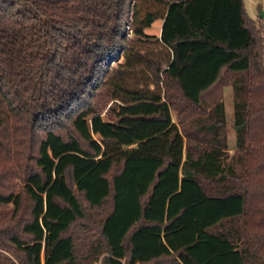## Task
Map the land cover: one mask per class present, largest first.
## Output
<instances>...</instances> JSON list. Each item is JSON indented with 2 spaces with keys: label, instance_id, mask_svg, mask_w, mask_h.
Here are the masks:
<instances>
[{
  "label": "trees",
  "instance_id": "1",
  "mask_svg": "<svg viewBox=\"0 0 264 264\" xmlns=\"http://www.w3.org/2000/svg\"><path fill=\"white\" fill-rule=\"evenodd\" d=\"M263 28L246 0H0V234L22 264H83L77 192L111 198L84 237L102 264H264Z\"/></svg>",
  "mask_w": 264,
  "mask_h": 264
},
{
  "label": "rangeland",
  "instance_id": "2",
  "mask_svg": "<svg viewBox=\"0 0 264 264\" xmlns=\"http://www.w3.org/2000/svg\"><path fill=\"white\" fill-rule=\"evenodd\" d=\"M246 4H247V8H248V12L249 14L253 17L256 18V22L259 23L257 21V18L259 17V12L260 10H264V0H246ZM143 10H152L156 7V9L158 8V6H154V3H146L142 5ZM262 21V20H261ZM162 19H158L154 22V24L149 27L147 29L148 33L153 34L155 36H159V30H161L162 28ZM259 25H261V27H264V22L262 21ZM159 29V30H158ZM264 29V28H263ZM264 32V31H263ZM150 41H146L145 43L141 44V47H143L145 50L147 49V47H149V49L151 50H156L151 52V55L155 56L156 59H159V54L162 55L163 52L157 47V44L153 45V44H149ZM137 72H139L138 74H131V75H127L125 78V83H129L130 85L132 83L136 82V85H147V78L150 75L151 76V72L150 70L147 68V66L145 65V63H141L138 68H137ZM150 80H153L152 78ZM163 79L162 81H160V83H157V87L155 84H150V87L152 88H157V91H164L165 86L163 85ZM163 85V86H162ZM164 89V90H163ZM170 93H173L174 95L178 96L177 91H171ZM228 94V95H227ZM225 93L224 95V100L226 102V116H227V120L229 121V123H231L233 125L234 122V107H233V98L231 97V92L230 93ZM114 103V100H111L110 103L104 107L101 110V115L104 117V119L108 120L109 118H114V115L112 113V111H108V108ZM114 107V106H113ZM174 112V111H173ZM173 118L175 120H177L176 118V113H173ZM54 128L57 131H63V133H65L66 130L64 129H60L57 125H53ZM229 126V124H228ZM230 135L232 136V138L235 136V131L234 128L232 126L228 127V136H229V142H230ZM16 182H19V186L17 188V191L20 190L21 188V182L18 180H16ZM203 182H205V184H207V186H212V185H216L218 186L219 184L214 181V180H208V179H204ZM77 195L79 196L83 206L85 207V211L87 213V217L79 219L76 224L73 226L72 232H75V236H77V248H76V255H77V261L80 263H87V264H102V258L104 255H101L98 259L93 260L91 259V252L86 248V246L88 245L87 240H84V237L87 238H91V239H95V237L98 236L99 234V229H100V223L99 220L101 219V217H103L105 215V213H107L110 209H111V198L109 199L108 203L105 204V206L100 207V208H94V209H90L88 207V203L85 200V198L83 197V194L80 192H77ZM14 215H13V205L12 203L7 204V205H1L0 206V227L1 229H3V226H13L14 223ZM17 223V221H16ZM88 227L91 228V230L88 231ZM2 231V230H1ZM5 230L3 229V232ZM7 241H5V239L3 238V233L1 232L0 234V264H22V260H23V255L21 253H19L17 250L15 249H10L8 246H6ZM129 246V243H128ZM6 256L9 258L10 263H3V259L1 257ZM88 257H90V261H88ZM170 259V257H162L158 260H156V263L160 264V263H166L168 262ZM5 262V261H4ZM152 263V262H151ZM154 263V264H156Z\"/></svg>",
  "mask_w": 264,
  "mask_h": 264
},
{
  "label": "crops",
  "instance_id": "3",
  "mask_svg": "<svg viewBox=\"0 0 264 264\" xmlns=\"http://www.w3.org/2000/svg\"><path fill=\"white\" fill-rule=\"evenodd\" d=\"M254 19H256V18H254ZM262 19L260 18V17H258L257 18V21L259 22V24L263 21L264 22V20H262ZM163 21V20H162ZM162 25H163V23H162ZM159 30V29H158ZM148 32V31H147ZM161 33V30H159V34ZM231 92V97H232V86L231 85H227V86H225V88H224V95H225V93L227 94V93H230ZM228 95V94H227ZM228 124H229V126H232L233 127V125L231 124V123H229V121H228ZM228 143H229V151H230V153L231 154H233L234 152H235V146H236V134H235V136L232 138V136L230 135V142H229V136H228Z\"/></svg>",
  "mask_w": 264,
  "mask_h": 264
},
{
  "label": "water",
  "instance_id": "4",
  "mask_svg": "<svg viewBox=\"0 0 264 264\" xmlns=\"http://www.w3.org/2000/svg\"><path fill=\"white\" fill-rule=\"evenodd\" d=\"M259 17L264 20V10H260Z\"/></svg>",
  "mask_w": 264,
  "mask_h": 264
},
{
  "label": "built area",
  "instance_id": "5",
  "mask_svg": "<svg viewBox=\"0 0 264 264\" xmlns=\"http://www.w3.org/2000/svg\"><path fill=\"white\" fill-rule=\"evenodd\" d=\"M128 33H129V35H130V36H132V35H133L132 28H130V27L128 28Z\"/></svg>",
  "mask_w": 264,
  "mask_h": 264
}]
</instances>
